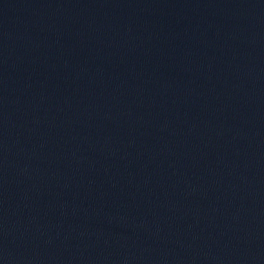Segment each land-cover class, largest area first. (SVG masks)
<instances>
[{"label":"water","instance_id":"water-1","mask_svg":"<svg viewBox=\"0 0 264 264\" xmlns=\"http://www.w3.org/2000/svg\"><path fill=\"white\" fill-rule=\"evenodd\" d=\"M0 264H264V0H0Z\"/></svg>","mask_w":264,"mask_h":264}]
</instances>
